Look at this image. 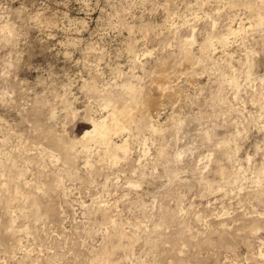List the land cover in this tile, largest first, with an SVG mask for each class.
I'll return each mask as SVG.
<instances>
[{
	"label": "rangeland",
	"instance_id": "1",
	"mask_svg": "<svg viewBox=\"0 0 264 264\" xmlns=\"http://www.w3.org/2000/svg\"><path fill=\"white\" fill-rule=\"evenodd\" d=\"M230 1L0 0V264H264V23ZM191 36L197 80L175 63L181 94L160 96L148 73ZM129 80L164 129L137 115L129 156L79 152Z\"/></svg>",
	"mask_w": 264,
	"mask_h": 264
},
{
	"label": "bare ground",
	"instance_id": "2",
	"mask_svg": "<svg viewBox=\"0 0 264 264\" xmlns=\"http://www.w3.org/2000/svg\"><path fill=\"white\" fill-rule=\"evenodd\" d=\"M230 2H232V5H237L239 3L246 5L249 8V16L248 18L251 20V24H252V20L255 21L257 25H261L264 23V0H231ZM242 20V19H241ZM241 22V21H240ZM253 25V24H252ZM250 25V26H252ZM254 26V25H253ZM248 29V27L245 25V23H240L237 27L231 26L229 25L228 27V32L226 34H222L220 35V39L221 41L225 42L228 40L229 35L231 34H242V31H246ZM145 31H148L147 28H145ZM194 35V34H193ZM195 36H191V37H186L184 39L181 40V44H180V52H181V57L180 59L176 58L177 55L174 54L173 52L171 53V51H169L168 57L165 59H162L160 61H158V66L155 70L149 72L148 74L151 76L148 77L150 78V87L152 88V90H157L158 92H160V96H164V97H168V98H172L174 95L176 96V94H181L180 92L181 87L176 83H174V81L172 80L171 76L173 71H174V67L173 66H177L179 65V67L181 66L182 68H187V71L190 70L188 74L189 76V80L194 82L193 80H197L195 78V75L193 76L192 73H194L195 69H193V64L196 63V60L198 61H203L202 58H200L199 55H203L206 57V54L208 53L210 47L212 45V37L210 35H208L207 38V43L202 45L200 48V51L202 52V54H199L198 56H195V52L193 53L192 51V47L191 45L193 44V42L195 41ZM129 50L133 52H136L135 49V44L131 43L130 44V48ZM246 51V50H245ZM252 51V50H251ZM249 52V51H248ZM152 53V52H151ZM254 53V52H253ZM134 54V53H133ZM136 54V53H135ZM230 55V54H229ZM136 56H138V53L136 54ZM209 57V56H208ZM159 58V57H158ZM197 58V59H195ZM207 58V57H206ZM210 58H212L210 56ZM250 58V57H249ZM138 59V58H136ZM157 59V58H156ZM195 59V60H194ZM207 60V59H206ZM213 60V59H212ZM133 61V60H132ZM218 62V61H217ZM137 63V62H136ZM177 63V64H175ZM202 63V62H201ZM144 64V63H143ZM175 64V65H174ZM229 64H231L233 66V72L237 70V68H235V66L232 64V61L229 62ZM227 66V65H226ZM155 67V66H154ZM177 68V67H176ZM181 68V69H182ZM145 70V69H144ZM184 70V69H183ZM205 70V69H204ZM215 70V69H214ZM252 70V69H251ZM185 71V72H187ZM224 71V70H223ZM250 71V70H249ZM248 71V73H250ZM148 72V71H147ZM218 72V71H217ZM176 73V72H174ZM147 74V73H146ZM171 74V75H170ZM195 74V73H194ZM222 74V73H221ZM219 74V75H221ZM197 75V74H196ZM134 76L135 73H134ZM133 76V77H134ZM148 76V75H147ZM249 76V75H248ZM251 76V75H250ZM231 84H233V86L235 85V87H239V79H237L236 74H228L225 76ZM247 77V76H246ZM141 78V77H140ZM142 79V78H141ZM131 80V79H130ZM127 81V82H123V84L121 85L122 91L117 93H114L110 91L108 95L106 96H102L104 97V106L107 110V113L102 115L101 117H91L89 124H91V128L87 129L85 131V133L81 136V139H79L78 143L80 142L81 145V151L79 152H84L87 153L88 156H91L92 153L95 150V146H92L93 142H98V145L100 147V145L105 146V156H108L109 158H111V160L113 161H118L121 156H129L131 154V145H130V141H129V137L127 135V133H130V131L132 130L134 124L136 123V117L137 115L141 116V119L143 120L142 122H144L147 127H149L151 129V131L155 132V131H161L164 129V123H162L161 121H159L158 118H155V114L152 111V106L161 103V98L160 97H155L153 92L151 91V89H148L150 87H147L149 85H138L137 83H134L133 81ZM139 80V78H138ZM149 80V79H148ZM228 82V81H227ZM139 83V82H138ZM229 83V84H230ZM119 84V83H118ZM121 84V83H120ZM95 86V85H94ZM104 87V86H103ZM111 88V87H110ZM115 88V87H114ZM108 89V88H107ZM101 90V89H100ZM259 91V90H258ZM102 92V91H101ZM238 92V91H237ZM159 96V95H158ZM174 96V97H175ZM263 97V96H262ZM259 99V98H258ZM103 105V104H102ZM103 106V107H104ZM104 108V110H105ZM264 108V107H263ZM262 108V110H263ZM261 110V111H262ZM263 112V111H262ZM264 113V112H263ZM157 115H159L158 111L156 113ZM256 115V114H255ZM250 116V115H249ZM261 116V113H260ZM263 116V115H262ZM261 116V117H262ZM256 117V116H254ZM173 119V117H172ZM257 119V118H256ZM181 121V120H180ZM240 121V120H239ZM138 123V122H137ZM237 123V122H236ZM144 124V125H145ZM139 125V124H138ZM238 125V124H237ZM137 127V125H136ZM145 127V126H144ZM143 127V128H144ZM148 129V128H147ZM141 130V129H140ZM237 130V129H236ZM139 131V130H138ZM239 131H237L238 133ZM120 141H117L115 138L121 136ZM238 136V135H237ZM234 139V138H233ZM226 141V140H225ZM76 142V141H75ZM74 144V143H73ZM77 144V143H76ZM96 144V143H95ZM79 145V144H78ZM97 145V146H98ZM73 146V145H72ZM75 146V145H74ZM73 146V147H74ZM167 147V146H166ZM102 148V147H101ZM164 148V147H163ZM237 148V146H236ZM98 149V148H97ZM96 149V150H97ZM149 149V148H148ZM238 149V148H237ZM228 151V150H227ZM144 154H148L146 147L144 148ZM182 151H177V156L181 157L182 156ZM160 155H165L166 151L165 149H163L160 153ZM226 154V153H225ZM234 154V153H233ZM76 155V154H75ZM227 155V154H226ZM230 156V155H229ZM212 157V156H211ZM232 157V156H231ZM8 158V156H7ZM33 158V157H32ZM108 158V159H109ZM235 158V157H234ZM178 160V159H177ZM215 160V159H214ZM86 164L92 166L94 163L91 162V158H87L86 160ZM213 162V161H212ZM242 162V160H241ZM218 163V162H217ZM17 165V164H16ZM94 166V165H93ZM16 167V166H15ZM243 167V166H242ZM223 168V167H221ZM263 168V167H262ZM224 170V169H222ZM261 170V169H260ZM218 172V171H217ZM223 172V171H222ZM221 173V172H220ZM240 173V171H239ZM261 173H264V170H261ZM260 173V174H261ZM259 174V175H260ZM24 175V174H23ZM241 175V174H239ZM21 176V175H20ZM245 176V175H244ZM24 177V176H23ZM237 178V176H236ZM61 179V178H60ZM59 179V180H60ZM231 180V179H230ZM235 180V179H234ZM229 181V180H228ZM62 182V181H61ZM59 182V185H62V183ZM258 183H261V180H257ZM130 183V182H129ZM133 183V182H131ZM138 182H134L132 185L133 186H139V184H137ZM56 184V183H55ZM261 185V184H260ZM263 185V184H262ZM261 185V186H262ZM211 186V185H210ZM258 186V185H257ZM259 186V187H261ZM34 187V186H33ZM38 187V186H37ZM64 187V186H63ZM62 187H60L61 189ZM263 190V189H262ZM67 193V192H66ZM263 193V192H262ZM254 194V193H253ZM256 194V193H255ZM67 195V194H66ZM259 198H261L259 196ZM263 198V197H262ZM261 198V199H262ZM260 200V199H259ZM264 200V199H263ZM105 201V200H104ZM113 201V200H112ZM112 201H108L105 202V204L103 205L102 208V214L105 220L109 221L110 223L112 222L113 224L116 223V217L117 215H114V210L112 212L111 210V206L114 204ZM109 202L111 203L109 205ZM38 203V202H37ZM103 203V202H102ZM100 206V205H99ZM13 211V210H12ZM100 213V214H101ZM113 213V214H112ZM118 213V212H117ZM248 213V212H247ZM253 214V213H252ZM259 214V213H258ZM13 216V215H12ZM260 216V215H259ZM258 217V215H257ZM198 218V217H197ZM118 219V218H117ZM119 221V220H118ZM138 223V222H137ZM126 224V223H125ZM119 225V224H116ZM131 225V224H130ZM137 225V224H135ZM133 225V226H135ZM115 226V225H114ZM138 226V227H137ZM136 227L139 228L142 225L140 223H138ZM156 226V225H155ZM154 226V227H155ZM116 227V226H115ZM120 227V225H119ZM146 227V226H145ZM161 227V226H160ZM121 228V227H120ZM123 228V225H122ZM143 228V227H142ZM153 228V227H152ZM158 228V227H157ZM260 228V227H259ZM126 229V228H125ZM256 229V228H255ZM121 230V229H120ZM134 230V229H133ZM132 230V231H133ZM149 230V229H148ZM155 230V229H153ZM260 230V229H259ZM123 231V229L121 230ZM127 231V230H126ZM124 231V232H126ZM130 231V230H129ZM141 231V229H140ZM144 231V230H143ZM118 232V231H117ZM120 232V231H119ZM122 232V234L124 235L125 233ZM128 232V231H127ZM157 232V231H156ZM255 232V231H254ZM257 232V231H256ZM114 233V232H113ZM121 233V232H120ZM132 233V232H131ZM149 233V232H148ZM119 234V233H118ZM255 234V233H254ZM137 235V234H136ZM111 236V235H109ZM121 236V235H120ZM126 236V235H125ZM150 236V235H149ZM148 236V237H149ZM116 237V236H115ZM128 237V236H126ZM152 237V236H150ZM130 238V237H129ZM133 238V237H132ZM141 239V238H140ZM145 239V238H144ZM121 240V238H120ZM152 240V239H151ZM130 241V240H129ZM109 242V241H108ZM112 242V241H111ZM107 243V242H106ZM105 243V244H106ZM119 244V242H118ZM125 244V243H124ZM130 245V244H129ZM114 246V245H113ZM120 246V245H118ZM127 246V244H126ZM107 247V246H105ZM104 247V248H105ZM132 248V247H131ZM106 249V248H105ZM110 249V248H109ZM114 249V248H113ZM126 249V247H125ZM103 251V250H102ZM106 251V250H105ZM103 251V252H105ZM113 252V251H112ZM104 254V253H103ZM108 254V252H107ZM110 255V254H108ZM264 255V254H263ZM97 256V255H96ZM107 256V255H106ZM100 257V256H98ZM102 257V255H101ZM101 259V258H100ZM107 259V258H106ZM112 259V258H111ZM105 260V259H103ZM109 260V259H107ZM102 261V260H101ZM100 262V261H99ZM103 262V261H102ZM104 263V262H103ZM108 264V263H106Z\"/></svg>",
	"mask_w": 264,
	"mask_h": 264
}]
</instances>
